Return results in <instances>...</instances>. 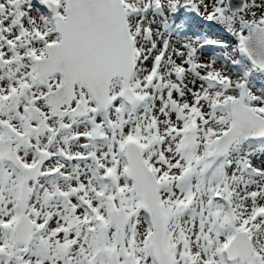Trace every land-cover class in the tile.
I'll return each mask as SVG.
<instances>
[{"label":"snow or ice","instance_id":"obj_1","mask_svg":"<svg viewBox=\"0 0 264 264\" xmlns=\"http://www.w3.org/2000/svg\"><path fill=\"white\" fill-rule=\"evenodd\" d=\"M0 264H264V0H0Z\"/></svg>","mask_w":264,"mask_h":264}]
</instances>
